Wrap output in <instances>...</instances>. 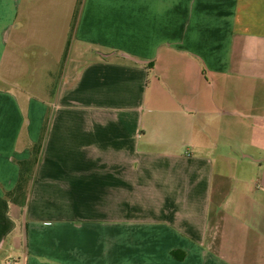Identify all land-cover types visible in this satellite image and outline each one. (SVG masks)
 Instances as JSON below:
<instances>
[{
    "label": "crops",
    "instance_id": "1",
    "mask_svg": "<svg viewBox=\"0 0 264 264\" xmlns=\"http://www.w3.org/2000/svg\"><path fill=\"white\" fill-rule=\"evenodd\" d=\"M0 264H264V0H0Z\"/></svg>",
    "mask_w": 264,
    "mask_h": 264
},
{
    "label": "trees",
    "instance_id": "2",
    "mask_svg": "<svg viewBox=\"0 0 264 264\" xmlns=\"http://www.w3.org/2000/svg\"><path fill=\"white\" fill-rule=\"evenodd\" d=\"M41 142L31 147V157L26 161H21L19 165V178L15 188L6 193V197L14 204L24 207L27 200V192L30 183L33 180L36 166L39 161Z\"/></svg>",
    "mask_w": 264,
    "mask_h": 264
},
{
    "label": "rangeland",
    "instance_id": "3",
    "mask_svg": "<svg viewBox=\"0 0 264 264\" xmlns=\"http://www.w3.org/2000/svg\"><path fill=\"white\" fill-rule=\"evenodd\" d=\"M55 88H56V85H54V86L52 87V90L55 89ZM11 261H12V260H11ZM12 262H13V261H12Z\"/></svg>",
    "mask_w": 264,
    "mask_h": 264
}]
</instances>
